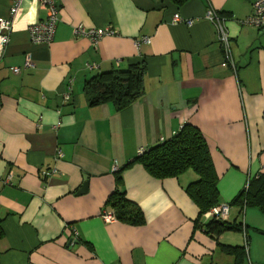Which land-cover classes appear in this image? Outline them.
<instances>
[{
    "label": "crops",
    "instance_id": "crops-1",
    "mask_svg": "<svg viewBox=\"0 0 264 264\" xmlns=\"http://www.w3.org/2000/svg\"><path fill=\"white\" fill-rule=\"evenodd\" d=\"M54 1L51 44L31 42L29 26L46 15L26 0L0 59V264H264V214L248 208L242 218L231 205L228 222L246 227L238 263L221 246L243 248L244 232L215 237L198 227L206 220L186 192L194 173L156 179L135 161L139 149L189 124L207 142L221 204L264 174V31L241 23L255 0ZM10 5L0 0V17ZM210 8L225 21L233 67L221 66L225 55L205 19ZM78 26L115 35L94 46L74 33ZM139 62L144 93L132 105L89 106L88 79ZM91 64L98 68L89 71ZM117 174L143 225L103 221Z\"/></svg>",
    "mask_w": 264,
    "mask_h": 264
},
{
    "label": "trees",
    "instance_id": "trees-1",
    "mask_svg": "<svg viewBox=\"0 0 264 264\" xmlns=\"http://www.w3.org/2000/svg\"><path fill=\"white\" fill-rule=\"evenodd\" d=\"M171 1L180 6L187 0ZM144 72L145 67L139 62L131 64L125 71L98 73L84 83L85 99L91 107L110 103L117 111H121L143 95ZM135 161L156 179L177 178L188 171L194 173L197 179L186 187V192L197 205L199 218L221 204L217 190L218 178L211 154L204 136L197 128L189 124L184 125L170 140L163 141L143 154L137 155ZM116 180L115 191L107 200L105 209L113 213L115 221L133 226L143 225L145 218L142 211L135 203L127 200L125 192L120 189V175ZM246 181L236 198L228 204L229 207L235 205L242 217L248 208H255L264 214V174H256ZM198 227L215 237L226 231H239L244 232L247 238L243 221L226 222L213 219L199 223ZM246 246L247 239L243 248L221 246V249L227 250L228 254L233 253L240 263L246 256Z\"/></svg>",
    "mask_w": 264,
    "mask_h": 264
},
{
    "label": "built area",
    "instance_id": "built-area-1",
    "mask_svg": "<svg viewBox=\"0 0 264 264\" xmlns=\"http://www.w3.org/2000/svg\"><path fill=\"white\" fill-rule=\"evenodd\" d=\"M10 2V8L8 15L6 17H0V59L3 57L5 49L9 44L10 34L12 30L13 23L18 14L21 4L26 0H8ZM38 7L45 12V19L40 20L39 22L29 26V36L30 40L34 45L48 46L51 44L57 24V14H58V5L54 0H34ZM178 17H174V21H178ZM205 19L214 25L216 31V39L219 45L221 46L222 52L225 55V60L221 64L222 67L232 66V59L230 53V38L227 32L225 21L218 12L213 9H208ZM189 21L187 24H191ZM244 25L253 26L261 31H264V0H255L251 4L250 14L241 22ZM75 34H80L86 36L90 39L94 46L97 45L99 39L105 36L115 35V31L112 28H102V29H92L85 31L82 26H78L74 29ZM143 42H149L148 38H143ZM140 43H137L139 46ZM32 67V63L29 58L26 59L23 68L27 69ZM98 67L96 65H87L89 71L96 70ZM11 71L13 74L20 73V68H12ZM69 99V95L65 96V100ZM163 142V141H162ZM145 149H139L138 155H141L145 152ZM62 157V152H56V159ZM113 171H117V166H113ZM46 172L44 175H47ZM13 174L11 172L3 180L5 185H12ZM248 180V179H247ZM247 183V181H246ZM245 183V184H246ZM246 187V186H245ZM229 205L228 204H219L218 206L212 208L208 213L204 215L206 221L209 220H218V221H229ZM102 219L106 223L114 221L112 212H104L102 214ZM76 238V235H75ZM244 242L246 243V238L244 235Z\"/></svg>",
    "mask_w": 264,
    "mask_h": 264
},
{
    "label": "water",
    "instance_id": "water-1",
    "mask_svg": "<svg viewBox=\"0 0 264 264\" xmlns=\"http://www.w3.org/2000/svg\"><path fill=\"white\" fill-rule=\"evenodd\" d=\"M87 191V182L83 184V186L80 188V190L77 192V194H83Z\"/></svg>",
    "mask_w": 264,
    "mask_h": 264
},
{
    "label": "rangeland",
    "instance_id": "rangeland-1",
    "mask_svg": "<svg viewBox=\"0 0 264 264\" xmlns=\"http://www.w3.org/2000/svg\"><path fill=\"white\" fill-rule=\"evenodd\" d=\"M252 176V175H251ZM242 217V216H241ZM243 218V217H242ZM241 219V218H240ZM252 231L250 230L249 233H251Z\"/></svg>",
    "mask_w": 264,
    "mask_h": 264
}]
</instances>
